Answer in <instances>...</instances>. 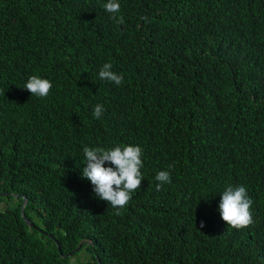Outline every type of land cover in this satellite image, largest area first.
Instances as JSON below:
<instances>
[{"label": "trees", "instance_id": "1", "mask_svg": "<svg viewBox=\"0 0 264 264\" xmlns=\"http://www.w3.org/2000/svg\"><path fill=\"white\" fill-rule=\"evenodd\" d=\"M105 3L0 0V264H264V0H119L123 25ZM126 145L144 179L116 215L83 148ZM230 185L247 228L221 218Z\"/></svg>", "mask_w": 264, "mask_h": 264}, {"label": "clouds", "instance_id": "2", "mask_svg": "<svg viewBox=\"0 0 264 264\" xmlns=\"http://www.w3.org/2000/svg\"><path fill=\"white\" fill-rule=\"evenodd\" d=\"M110 18L117 24L123 25L125 20L119 15L121 6L119 0H107L103 5ZM147 19V17H142ZM111 63L102 65L98 76L101 80L112 82L120 86L123 76L112 70ZM53 87L51 81L32 75L24 85V89L31 96L46 98ZM105 109L102 104L94 106L93 116L100 119ZM84 164L82 178L89 180L93 186L96 196L107 202L120 215L123 209L132 199V193L141 188L144 179L141 169L143 168V149L139 145L115 146L110 149L100 147L83 148ZM109 164L110 166H105ZM158 181L156 189L159 191L165 183H170L171 178L168 171H160L156 174ZM253 200L248 195L246 186H228L222 193L219 202V211L223 221L228 226L240 230L254 224L253 215L250 211ZM205 226L201 221L200 228Z\"/></svg>", "mask_w": 264, "mask_h": 264}, {"label": "water", "instance_id": "3", "mask_svg": "<svg viewBox=\"0 0 264 264\" xmlns=\"http://www.w3.org/2000/svg\"><path fill=\"white\" fill-rule=\"evenodd\" d=\"M26 203V202H25ZM24 218H25V220H26V222H27V224L30 226V228H34V229H38V230H40V228L32 221V220H30V219H27L25 216H24ZM49 237H51V236H49ZM58 248L60 249V246H58ZM80 249V247H78L75 251H78ZM75 251H73V252H71V253H68V254H66V255H63L64 256V258H69Z\"/></svg>", "mask_w": 264, "mask_h": 264}, {"label": "rangeland", "instance_id": "4", "mask_svg": "<svg viewBox=\"0 0 264 264\" xmlns=\"http://www.w3.org/2000/svg\"><path fill=\"white\" fill-rule=\"evenodd\" d=\"M6 207H7V205H6L5 202H3V203L0 204V208L4 209V208H6ZM71 262H72V263L75 262V258L72 259Z\"/></svg>", "mask_w": 264, "mask_h": 264}]
</instances>
